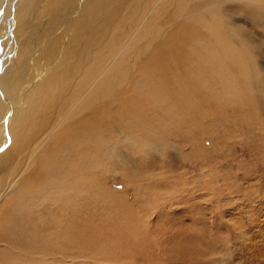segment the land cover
<instances>
[{
	"label": "rangeland",
	"instance_id": "374dc122",
	"mask_svg": "<svg viewBox=\"0 0 264 264\" xmlns=\"http://www.w3.org/2000/svg\"><path fill=\"white\" fill-rule=\"evenodd\" d=\"M48 1L33 0V3L41 2L37 17L43 15V19L36 18L37 23L35 18L31 20L19 14L21 23L14 29V37L24 54L11 56L14 61L10 58L9 72L14 76L7 72L10 74L8 87L2 88L0 82V102L5 110L10 108L12 117L10 132L5 127L0 129V138L6 139L4 143L0 141V155L15 150L8 159L4 156V164L0 163V215L4 216L3 207L13 206L7 191L10 182L20 174L27 154L34 151L44 135L55 129L49 148L50 158L61 160L58 171L61 192L57 191L59 183L53 185L48 175H35L33 169L19 178L26 193L31 195L29 200L23 199L25 208L20 205L42 233L41 238L36 236L37 240L30 241L34 244L31 254L35 264H100L110 255L116 258L121 254H156L160 233L157 210L164 213L160 223H166L167 210L171 213L172 204L168 192L174 177H192L200 192L204 179L211 176L212 166L201 168L199 161L201 157L208 161L216 157L214 144L222 142L231 150L246 140L264 142V135L261 138L256 133H247L244 127L242 131L237 129L245 119L241 117L244 111L256 112L257 125H264V101L255 110L244 106L245 98L236 106L230 104L229 96L225 92L221 94L219 78L212 76L208 68L190 66L191 47L198 39H206L194 16L200 7L208 4L205 13L221 19L219 30L234 31L232 36L256 52L259 85L249 89L243 77L237 78L236 92L248 97L247 93L264 95V12L245 0H91L88 15L93 16L88 17L86 27L81 23L72 25L70 18L75 16L71 14L72 5L76 0H50L47 6ZM104 4L110 8L106 14ZM58 14L62 17L58 18ZM55 16V22L49 24ZM4 31L0 24V38L5 35ZM98 31L105 35L99 36ZM93 35L96 49L92 53V67L88 77L81 79L85 83L102 80L108 65L112 70L117 67L118 77L112 75L116 81L110 78L109 90L89 105L88 117L80 119L78 124L68 118L60 123L67 105L78 97L72 90L74 82L80 81L77 61L84 42ZM53 40L58 45H55L57 53L41 58V49ZM4 46L8 47L1 43L0 60L11 52ZM75 74L77 77L73 78ZM188 76L191 79L186 80ZM141 78L158 79L167 87L175 106L173 116L165 114L163 106L159 109L149 106L145 90L140 92L136 86ZM34 82L40 85L31 92ZM203 84L206 89L200 90ZM24 96L25 101L20 99ZM86 127L94 134L87 136ZM19 129L17 138L14 132ZM80 129H87L84 149L76 143L79 134L75 133ZM231 151L228 160L232 163L236 159V163L247 161ZM31 172L35 173L34 177ZM208 197L206 194L205 198ZM262 200L263 197L257 199L256 204L261 206Z\"/></svg>",
	"mask_w": 264,
	"mask_h": 264
},
{
	"label": "bare ground",
	"instance_id": "6f19581e",
	"mask_svg": "<svg viewBox=\"0 0 264 264\" xmlns=\"http://www.w3.org/2000/svg\"><path fill=\"white\" fill-rule=\"evenodd\" d=\"M117 1L119 2V0ZM245 1L255 7L257 6L260 12H264V3H261L262 0ZM118 2L115 3V7ZM40 3L41 2L33 3V0H0V24H3V27L5 28V35L0 38V48L1 43H3L8 46H4L5 48L11 50L7 57H4V60L2 59L4 71H2V73H5L3 76V74L0 72L2 74V76L0 77L2 88L8 87V76L11 74L9 72L11 70V56H13V58L15 55L16 57H21L24 54V52L22 53V48H19L18 42L14 37V29L16 28V26H18L19 23H21L19 14L23 13L24 17L28 16L31 20L35 18V23H37L36 18L41 17H37L38 13L41 11ZM49 3H51L50 0L46 3V5L48 6ZM91 3V0H76V2L72 5L73 11L71 14H75L74 17L71 16L70 18L72 25L81 23L86 27L89 26L88 17L91 16L92 13L91 15H88V9L90 8L89 6ZM53 7L54 6H52V8ZM104 8V13L105 11L107 12L110 10L108 5H105ZM207 8L208 4L200 7L199 12L194 16V18L197 17V24L200 26L198 27L205 31L206 39H198L195 43V46L191 47V50L189 52L190 55H188L190 66L199 69L208 68V71H210V74L212 76L219 78L221 80V94L225 92L224 94L229 96L228 98L230 99V104L232 102V104L236 106L239 104V102L241 103V100L243 98H245V107L252 108L253 110H255V108L259 109L260 103L264 101L263 93H247L248 97H246V95H240L239 92H236L239 86V84L237 83V78H239V76L243 77V79L245 80V85H247L249 89L252 87V85H256V87L259 85L257 76L258 73L256 68L258 64L257 59H255L256 52L254 53L250 48L244 46L239 41V39L232 36L231 33L234 34V31L224 30L225 28L223 30L226 33L220 31L219 28L222 27L221 19L217 16L205 13V10ZM57 16L58 18H60L62 17V14H58ZM103 18L106 17L103 16ZM41 19H43V15ZM55 20L56 16L54 19H50L48 23L52 24L53 22H55ZM102 20L104 21V19ZM104 26L106 27L105 24H103V27ZM90 27L92 28L91 25ZM97 33L98 35L100 34L99 36L101 37L105 35L102 34V31H98ZM79 38L81 37L79 36ZM95 41L96 36L93 35L92 37H89L82 46L81 53L79 54L80 58L77 61V74H79L78 78H80V81H75L72 85V90L74 91L73 93L78 97L73 100V102L67 105L66 113L62 115V119L59 120L60 123L68 118L69 120H73L78 124V121H80V119L82 120L84 117H88L87 110L89 108V105L93 104L96 100L99 99V97L103 96L107 92V90H109L108 87L111 85L110 78H114L112 77V75L118 77V74H115V70H117V67H115L113 63V70L109 69L110 65H108V67L106 66V73H104L107 75H105L104 77V74H102V80L97 82L91 80L88 83H85V80L81 79V77L87 78L88 71L91 70L92 65L90 62L93 58L92 53L94 49H96V47H94ZM46 43V45L40 51L41 58H49L51 56H54L56 52V46H58L56 45L57 43L55 42V40L51 42L48 41ZM139 43L140 41L138 42V44ZM1 49L0 53L3 51H1ZM1 55L2 53L0 54V57L2 58ZM13 58L11 59L13 60ZM2 60H0V65L2 64ZM58 60L61 61V58H58ZM87 61L88 63L85 65ZM108 69L111 70L109 71V73L107 72ZM15 71L16 70H14L13 72ZM82 71L83 73L81 74ZM7 72H9L10 74L8 75ZM77 74H75L73 78L77 77ZM99 75L100 73L97 76ZM188 79L191 78H189L188 76L186 77V80ZM39 85L40 82H34L31 87V92H35V89L37 90L39 88ZM136 86L138 87V90L140 92L145 90V94L147 99L149 100L150 107L154 106L155 108L159 109V106H163L164 108H166L164 109L165 114L172 115L175 113L174 102L170 98L168 91L166 90L167 87L165 88L160 80L157 79L156 81H153L151 79L149 80L141 78L136 82ZM199 89L205 90L206 87H204L203 84L199 86ZM232 98L233 100H231ZM20 99L25 101V96L24 98ZM218 102L220 103L221 101ZM12 109L15 110L14 108ZM164 110L162 109L163 113ZM251 113H247L246 111L241 112V117H244L245 119L243 120V124L239 123L240 125L237 129L242 131V127H244L247 133H256L262 138V136L264 135V125H257L258 120L254 117V115L257 113L252 110ZM165 117H167V115H165ZM11 119L12 117L10 116V108L9 110L7 108L5 110L4 105H2L0 102V129H4L5 127L7 131L8 127L12 124ZM69 122L71 123V121ZM21 129L23 131V128ZM83 130L84 131H81L80 129L75 134H79V137H76L77 146H83L84 149L85 145L87 144L84 140V138L86 137L84 135L86 130ZM19 131L21 130L19 129L18 131L14 132L15 137L17 136V138V133H21ZM52 131H55V129H51V131H49L47 135H44L43 139L39 140V145L35 147L34 151L31 154H27L26 157L28 159L25 157L27 160L25 161V163H23L24 165L22 166V170L17 179H14L10 182L12 184L9 191L7 192L10 200H12L13 206L3 207L1 209V212L4 213V216L0 215V264H35L36 260L34 261L31 254V248L33 249L34 244L30 243V241H35V239L37 240V237L41 238L42 233L37 229V227L34 226V221H31V219H29L24 213L23 207L25 208V205L23 204L25 202L23 201V199L25 198L26 200H29V197L31 195L29 193H26V190L25 188H23L24 186L22 185V183H20L19 178L30 173L31 169H33L32 171L36 173L35 174L31 172L33 177L34 174L41 175L42 177L43 174H45L46 176L48 175L51 181L50 183H52V181L53 185L59 183V186L57 185V191L59 189V192H61L63 186H60V174L58 172L61 165V160H59L58 162L54 158H50L51 150L49 146L50 142H52ZM227 131L229 132L230 130ZM87 132L88 133H85L87 136L92 133L90 132V129H88ZM5 140L6 139L3 136L2 138H0V141H2V143H4ZM239 144L242 145L238 147L232 146L231 150H233L234 153L238 154L241 160L244 161L246 158V162L244 161L236 163V158V161H234V163L228 160V158L231 157L229 151L230 153H232V151L226 147L227 145L222 144V142L213 145V150L216 151V157L214 159L208 161L204 157L200 158L199 164L201 168L212 166V168L210 169V171H212L211 176L204 179L202 183L203 189L200 192L198 189H196V186L198 185L193 182L192 177H178L177 175L174 177V180L171 183V189L168 192V198L169 200H171L172 204L170 203L169 206L171 209V213L169 212V210H167L170 215H166V217H168L167 222H164L167 229L164 228V223L161 224V221H159V219H162L164 217V213L160 210H157L156 221L158 222V232L160 231L158 235L160 238L158 237L159 242L157 244L156 254H121L116 258H113L112 255H110L107 258L102 259L100 264H264V204H262V202H264V142L248 143L246 140L243 143ZM14 151V149H10L6 155H0V163L4 164L6 162V158L8 159V157L11 156ZM225 166L227 167L226 170L221 171V169H223ZM4 180L6 179L4 178ZM40 191L41 194L43 192V185ZM206 194H208V198H205ZM261 197H263V200L260 203L262 205L258 206L259 204L257 205L256 201ZM31 202L30 204L32 205ZM20 204H22L23 207H21ZM256 205L258 206L259 211H256ZM160 225L161 228L159 229ZM29 243L32 245H30ZM39 248L43 249L41 247ZM29 257H31V260L29 259ZM100 258L104 257L101 256ZM96 261L99 262V259H97Z\"/></svg>",
	"mask_w": 264,
	"mask_h": 264
}]
</instances>
